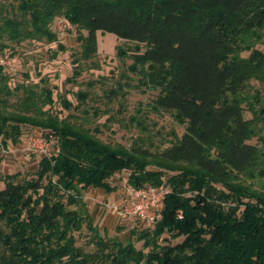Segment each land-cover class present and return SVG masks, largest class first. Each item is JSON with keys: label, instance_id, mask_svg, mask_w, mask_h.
Segmentation results:
<instances>
[{"label": "trees", "instance_id": "16d2710c", "mask_svg": "<svg viewBox=\"0 0 264 264\" xmlns=\"http://www.w3.org/2000/svg\"><path fill=\"white\" fill-rule=\"evenodd\" d=\"M13 2L0 12V52L4 40L57 42L51 25L59 17L87 32L73 61L78 75L80 63L98 55L99 31L133 42L131 70L143 86L160 90L154 109L172 113L184 133L160 138L132 118L149 134L129 146L104 140L92 120L100 110L89 106L91 92L79 91L75 107L60 99L82 114L61 117L52 112L50 88H10L0 63L3 144L16 143L28 126L59 149L41 160L37 179L16 181L0 171V264H264V106L259 91L252 94L253 81L264 85V0ZM65 50L59 45L53 58ZM123 171L133 187L168 189L162 220L139 238L151 250L120 242L108 250L95 231L98 250L87 253L73 235L89 218L82 191H109ZM165 234L182 241L161 245Z\"/></svg>", "mask_w": 264, "mask_h": 264}, {"label": "rangeland", "instance_id": "374dc122", "mask_svg": "<svg viewBox=\"0 0 264 264\" xmlns=\"http://www.w3.org/2000/svg\"><path fill=\"white\" fill-rule=\"evenodd\" d=\"M15 4L13 0H0V12L6 13V9L10 8L9 5ZM3 6L6 9H3ZM57 19L51 25V30L57 35L55 43L26 40L16 44L8 40L2 41L6 48L0 52V63L9 75L10 88L20 84H37L39 87L50 88L55 101L52 112L60 114L61 117L81 113L74 108L64 109L60 99H67L75 107L78 104L76 94L79 91L91 92L94 99H89V106L100 110L98 116L92 115V120L95 126L101 128L103 133L100 136L104 140L129 146L133 138L142 134L130 123L132 118L143 120L148 131L156 136L160 134V138H170L172 133H176L179 137L183 135L184 127L174 120L172 113L154 109V102L160 90L143 86L140 82L141 76L131 70L133 60L130 55L136 48L135 43L120 39L112 33L99 31L98 55L92 62H81L78 75L74 72L73 61L81 52L80 38L86 36L87 32L70 24L66 34L62 35L56 30ZM59 45L65 46L66 50L59 52L58 56L53 58ZM120 51L124 56L120 55ZM69 79L72 81L68 82ZM92 83L94 85L90 86ZM252 86V94L259 91L263 97V104L259 106H264V85L253 81ZM111 91L115 93L111 94ZM245 115L247 118H252L248 111ZM22 132L16 143L8 141L5 145L0 138V171L3 178L15 176L16 181L38 178L39 164L45 156L29 149L30 140L40 137L49 142L51 139L39 129L28 126L23 127ZM256 141L254 139L252 143ZM56 148L57 144L54 141L50 150L54 152ZM128 177L127 171L116 174L110 179L109 191L95 188L82 191V201L86 204L89 218L84 222L81 231L73 233L78 248L87 253L96 252L98 248L93 240L97 231V235L104 244H107L108 250L113 248L115 242H120L124 246L132 244L145 254L151 250V247H146V239L139 238L141 234H152L156 227L147 229L137 219L121 218L110 208L112 204L121 201L124 195L123 186ZM53 181H56V178ZM1 186L4 187V183ZM64 201L67 204V196ZM181 241L182 238L171 239L169 234H165L159 244L170 243L174 246Z\"/></svg>", "mask_w": 264, "mask_h": 264}, {"label": "built area", "instance_id": "2783aa9c", "mask_svg": "<svg viewBox=\"0 0 264 264\" xmlns=\"http://www.w3.org/2000/svg\"><path fill=\"white\" fill-rule=\"evenodd\" d=\"M55 25L57 32L62 35L66 34L71 26L66 19L60 18L55 21ZM49 138L51 139L49 142L40 137L31 139L29 149L47 158L57 156L58 148L54 152L50 150L55 139L52 136ZM123 188L124 195L121 201L112 204L110 208L121 218H134L145 228L154 229L163 218L165 199L168 195L167 187L162 184L159 187L136 188L126 182Z\"/></svg>", "mask_w": 264, "mask_h": 264}]
</instances>
